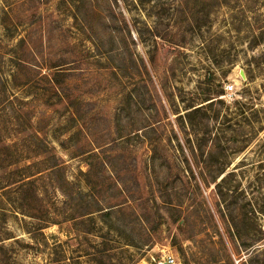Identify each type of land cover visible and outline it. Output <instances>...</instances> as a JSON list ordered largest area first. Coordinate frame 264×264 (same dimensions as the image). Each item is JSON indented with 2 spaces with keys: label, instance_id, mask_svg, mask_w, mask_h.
<instances>
[{
  "label": "rangeland",
  "instance_id": "1",
  "mask_svg": "<svg viewBox=\"0 0 264 264\" xmlns=\"http://www.w3.org/2000/svg\"><path fill=\"white\" fill-rule=\"evenodd\" d=\"M11 154L16 264H264V0H0Z\"/></svg>",
  "mask_w": 264,
  "mask_h": 264
},
{
  "label": "trees",
  "instance_id": "2",
  "mask_svg": "<svg viewBox=\"0 0 264 264\" xmlns=\"http://www.w3.org/2000/svg\"><path fill=\"white\" fill-rule=\"evenodd\" d=\"M61 72L62 70L59 69L58 74H60ZM9 156L11 158L10 162H13L12 164H9V163L3 164V161H4L3 155L0 156V171L8 170L10 174H12L14 171H16L19 168L16 167L15 170H10L12 166L16 165L14 163H17V162H16V156H14V154H11ZM41 173L42 172H39L37 174H41ZM26 179L27 177L25 178V180ZM25 180L23 184H21L20 186H17V183H18L17 181H14L8 184V182L2 181V179L0 178V198L4 199V196H7L8 194L18 195V194L25 192L26 188L33 183L29 180H26V181ZM3 213L0 212V264H16L13 258L12 251H9L5 246L2 245V242L4 241L3 230L5 229L4 222L2 220Z\"/></svg>",
  "mask_w": 264,
  "mask_h": 264
},
{
  "label": "built area",
  "instance_id": "3",
  "mask_svg": "<svg viewBox=\"0 0 264 264\" xmlns=\"http://www.w3.org/2000/svg\"><path fill=\"white\" fill-rule=\"evenodd\" d=\"M225 92L226 94H233L234 92V85L230 84L228 86L225 87ZM163 264H175V258L173 256H169Z\"/></svg>",
  "mask_w": 264,
  "mask_h": 264
},
{
  "label": "water",
  "instance_id": "4",
  "mask_svg": "<svg viewBox=\"0 0 264 264\" xmlns=\"http://www.w3.org/2000/svg\"><path fill=\"white\" fill-rule=\"evenodd\" d=\"M241 75L244 77V75H243V71H241Z\"/></svg>",
  "mask_w": 264,
  "mask_h": 264
}]
</instances>
